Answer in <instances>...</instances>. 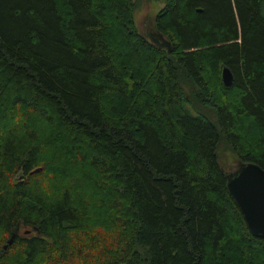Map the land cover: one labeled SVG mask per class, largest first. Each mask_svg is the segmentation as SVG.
Listing matches in <instances>:
<instances>
[{
    "label": "trees",
    "instance_id": "1",
    "mask_svg": "<svg viewBox=\"0 0 264 264\" xmlns=\"http://www.w3.org/2000/svg\"><path fill=\"white\" fill-rule=\"evenodd\" d=\"M154 30L169 53L131 0H0V264H71L90 205L118 236L97 264H264L225 188L264 171V0H164Z\"/></svg>",
    "mask_w": 264,
    "mask_h": 264
},
{
    "label": "rangeland",
    "instance_id": "2",
    "mask_svg": "<svg viewBox=\"0 0 264 264\" xmlns=\"http://www.w3.org/2000/svg\"><path fill=\"white\" fill-rule=\"evenodd\" d=\"M133 3V21L134 25L139 34L143 35L152 32L150 29H154V20L157 13L162 9L164 0H131ZM236 133L242 136V132L246 137H248L251 132L250 125L245 122L244 119L239 120L234 125ZM243 128V129H242ZM242 129V130H241ZM218 156L219 162L222 166L223 170H227L231 168L232 162L235 159L232 154H230L229 150L225 148L224 145L218 147ZM48 174L42 173V176L46 178ZM40 178L36 180L39 181ZM92 189H80L76 190L78 196L83 197L84 194ZM73 196V195H72ZM90 205L92 203H86ZM109 206L108 204L106 205ZM109 212L106 207L101 208L100 210H95L91 205L87 209V216L89 217V222L94 223L91 228L85 229L88 225V222L83 223L82 229L86 231L84 233L75 234V240L78 242H85V247L78 253L81 255L82 259L75 256V258H71V264H97L101 260V263H111L114 259L109 256L106 252L108 248L111 246L112 241L117 236L110 231L112 230L111 224L109 221ZM98 225H106L104 229L99 227ZM118 237V236H117ZM120 238H125L123 236H119ZM126 239V238H125ZM16 249V245L12 247L13 252ZM112 249V247H111ZM118 253V257H120L122 250L116 249ZM10 256V255H9Z\"/></svg>",
    "mask_w": 264,
    "mask_h": 264
},
{
    "label": "water",
    "instance_id": "3",
    "mask_svg": "<svg viewBox=\"0 0 264 264\" xmlns=\"http://www.w3.org/2000/svg\"><path fill=\"white\" fill-rule=\"evenodd\" d=\"M149 41L158 49L170 52V42L160 33L154 31ZM219 80L223 87L232 83L228 68L222 66ZM38 170L33 171L36 172ZM225 188L240 213L249 234L264 240V171L254 163H240L225 175ZM15 232L11 233L2 250L10 246Z\"/></svg>",
    "mask_w": 264,
    "mask_h": 264
},
{
    "label": "flooded vegetation",
    "instance_id": "4",
    "mask_svg": "<svg viewBox=\"0 0 264 264\" xmlns=\"http://www.w3.org/2000/svg\"><path fill=\"white\" fill-rule=\"evenodd\" d=\"M152 32H149V33H147V34H143V35H141L142 37H144V38H146L147 40H149L150 39V37H153V33H154V29H150Z\"/></svg>",
    "mask_w": 264,
    "mask_h": 264
}]
</instances>
